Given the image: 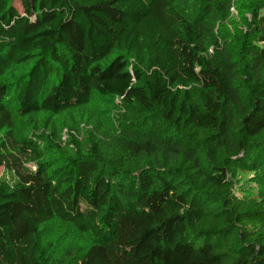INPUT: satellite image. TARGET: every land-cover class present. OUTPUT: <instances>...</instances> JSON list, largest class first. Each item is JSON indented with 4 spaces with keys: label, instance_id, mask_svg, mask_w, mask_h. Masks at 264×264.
Returning a JSON list of instances; mask_svg holds the SVG:
<instances>
[{
    "label": "trees",
    "instance_id": "16d2710c",
    "mask_svg": "<svg viewBox=\"0 0 264 264\" xmlns=\"http://www.w3.org/2000/svg\"><path fill=\"white\" fill-rule=\"evenodd\" d=\"M262 9L0 0V264H264Z\"/></svg>",
    "mask_w": 264,
    "mask_h": 264
},
{
    "label": "rangeland",
    "instance_id": "374dc122",
    "mask_svg": "<svg viewBox=\"0 0 264 264\" xmlns=\"http://www.w3.org/2000/svg\"><path fill=\"white\" fill-rule=\"evenodd\" d=\"M261 11L264 12V9H262ZM64 133H65V134H64V138H65V136L67 135V131L65 130ZM1 171H2V168L0 167V172H1Z\"/></svg>",
    "mask_w": 264,
    "mask_h": 264
}]
</instances>
